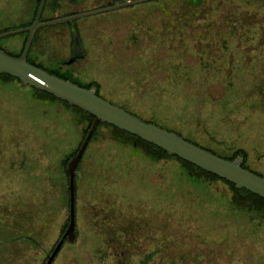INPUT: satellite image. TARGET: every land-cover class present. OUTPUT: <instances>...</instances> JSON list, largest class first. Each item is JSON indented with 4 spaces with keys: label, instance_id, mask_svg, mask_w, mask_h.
Returning <instances> with one entry per match:
<instances>
[{
    "label": "rangeland",
    "instance_id": "1",
    "mask_svg": "<svg viewBox=\"0 0 264 264\" xmlns=\"http://www.w3.org/2000/svg\"><path fill=\"white\" fill-rule=\"evenodd\" d=\"M173 1L180 0L149 1L129 9L114 10L104 16L166 6ZM218 1L207 0L209 7L205 8L209 19L215 20L213 27H210L214 30L210 36L216 41L215 46H169L167 43L158 52L162 58L158 64L140 58L147 55L150 49L153 50V47H146L145 43L137 48L139 57V53H130L135 57H127L123 61H112L111 58L95 66L103 71L99 73L94 68L93 73L97 74L95 78L101 82L102 98L143 120L159 122L162 128L170 131L177 129L185 135L187 126L193 124L189 119L196 104L202 103L204 117L214 110L217 115L212 118L207 116L205 120L207 123H220L215 133L224 136L223 146H232L236 151L243 152L247 166L264 177V99L260 92L264 78V54L258 53L264 52V49L255 47V39L264 41V28H261L264 27V3L259 0L256 6L258 25L253 36L254 30L246 31L240 23L241 18L250 14L244 0ZM9 4L15 9H10ZM21 5L30 9L31 4L24 0ZM18 6L19 0H0V9L8 8L12 13L20 14ZM164 9L168 10L167 7ZM178 9L180 11L183 7ZM66 10L59 9L56 14ZM222 11L224 15H221ZM12 13L6 20L8 24L18 20ZM176 16L177 21L182 19ZM99 18L89 17L86 20L93 22ZM222 21L225 22L224 33L218 31L222 29ZM135 29L132 26L128 30L131 32ZM135 33L137 36L138 30ZM153 71L157 73L155 76L151 75ZM23 87L5 85L0 90V202H8L10 196L16 194L11 185L14 182L13 171L24 179L21 173L25 174L26 169L32 168V210L39 223L48 217L49 246L52 247L68 219L69 204L68 183L63 186L60 174H50L54 172L53 164L58 165L63 153L75 146L85 125L75 130L71 126L74 122L70 113H57L51 105H39L32 100L28 87ZM181 87L188 91L177 92L173 89ZM199 89H206L209 94L208 97L202 96V102H197L201 98ZM176 97L177 106L174 101ZM33 123L54 125L46 131H37ZM96 135L85 149V158L76 167L78 178L74 199L79 241L74 245H66L53 264H119L123 258L107 256L106 248L112 247L117 254V250H122V240L114 241L113 237L122 239L123 236L125 244L135 243L134 246H128L133 254L131 264H141L142 260L148 261L147 264H169L168 260L179 254V244L176 242L181 240L184 230L202 234L205 242L221 244L217 264H264V226H258L256 221L238 219H233L231 226L223 223L224 218L232 215L226 209L227 199L232 195L227 185L215 181L207 188L213 196L206 189L192 192L190 187H185L188 185L187 180L179 176L181 166L176 160L153 163L146 157H140L139 161L143 159L140 164L136 161L138 159L126 155L127 151L122 159H130V168L127 165L121 167L118 163L123 155L122 150L111 140L107 130L99 129ZM217 153L221 154V151ZM235 153L226 155L239 157V152ZM124 163L127 161L121 160V164ZM154 184L157 185L154 187ZM217 194L223 198L219 200ZM159 206L161 210L173 208L169 222L162 217L159 219ZM107 209L109 214L118 218L112 216L108 221L114 230V223L125 224L127 215H123H130V231L126 230L129 241L125 240V235L112 236L111 232L102 237L101 243H95L92 238L95 215ZM159 224L160 233L156 230ZM168 236H175L174 245ZM193 243L197 244L196 241ZM40 248L32 251L35 263L43 257ZM196 250L201 249L196 246ZM98 251L105 256L99 255ZM188 262L184 261V264Z\"/></svg>",
    "mask_w": 264,
    "mask_h": 264
},
{
    "label": "flooded vegetation",
    "instance_id": "2",
    "mask_svg": "<svg viewBox=\"0 0 264 264\" xmlns=\"http://www.w3.org/2000/svg\"><path fill=\"white\" fill-rule=\"evenodd\" d=\"M23 1L24 0H19V13L25 12L24 7L21 5V2ZM116 1L120 0H58L56 3L54 2V0H52L51 3L54 11L49 14L47 18L44 17V15H47V12L50 13L52 11L49 5L46 6L45 2L43 12L40 17V22H47L70 15L100 9L110 6ZM237 1L242 2V0ZM218 2L223 3V0H219ZM243 3L249 9L250 14L245 15L243 18H241L240 23L246 29V31L248 29H250V31L254 30V36L257 27V15L255 11L257 0H244ZM132 7L134 6H129L121 9H129ZM164 7H167L168 10H165ZM179 7H183V9L179 11ZM208 7L209 5L207 4V0H180L176 2L173 1L166 6H153L147 8L146 10L138 9L139 11L131 10L125 13H116L112 16H104L111 11L89 16H100L99 19H96L93 22L86 20L89 17H85L81 18L82 20L79 19L73 22H68L69 24L62 23L44 27L41 28L45 29L43 30V35L39 37L40 43L42 45V52L41 55H38L35 58L41 59L40 62L43 67L42 69L45 71L48 69H54L56 72L60 73H62L63 71H69L71 73L70 79L79 77L85 78V80H87V70L89 69L88 67L90 66V64H101L111 58H113L112 61H123L127 57H135V55H130V53H139L137 48L146 43V47H153V50L150 49L147 55H143L140 58H144L145 62L160 64L162 58L160 55H158V52L161 50L162 45H165L167 43L169 44V46H187V44L188 46L192 45L201 47L215 46L216 43L214 42L216 41L211 39L210 36V34L214 32V30H211L213 28L210 27H213L215 20L209 19L208 12L205 9ZM240 7L242 8L243 6ZM59 9H67L68 11H64L63 16H59L58 14H56V11ZM167 11H169L168 14H166ZM175 14L178 15L179 19H182L177 21L178 18ZM221 15H224L223 11L221 12ZM83 20L85 22H82ZM246 21H249V23L246 24ZM222 22V29L218 31H223L224 33L225 22ZM132 26L136 28L135 30H138L137 36L135 30L129 32L128 29ZM253 27H255V29ZM41 29L36 31L33 41L35 40L37 34ZM75 36L78 39L80 53L76 60H74L70 65H66L65 63L69 59L74 58L73 46L75 43ZM255 42L256 48L264 49V41H258L255 39ZM125 52L128 54H124ZM258 53L264 54L263 51H259ZM28 56L29 52L27 58ZM139 56L140 53L139 55H137V57ZM32 58L35 59L34 57ZM155 74L157 73L155 72ZM155 74L153 71L151 75L155 76ZM263 84L264 78L262 86H260V92L262 94V98L264 99ZM93 87L96 88L97 94H100V88H97L95 85ZM173 89L177 92L188 91L187 89H185V87H181L180 89ZM191 91L194 92V89H191ZM199 91L201 93V98H198L197 102H202V96L208 97L209 94L207 93L208 91L206 89H199ZM174 101L175 105L177 106V97L174 99ZM216 115V112L212 110L209 115H205V117L210 116L212 118ZM205 117L202 113V103L196 104V107L194 108V111L190 116L191 120L189 119V121H191V123L193 124L191 126H187V129L184 132L185 135L177 129L173 130V132L182 136L187 141L197 144L198 146H201L202 148L207 149L223 158H229V156L226 155L229 152L230 154H236L235 152H239V155L237 156H241L242 165L244 166V168L249 169L250 171L257 174L258 172L247 166L246 156L243 152L236 151L232 146H223L224 136L222 134L215 133V130L218 129L220 123H207ZM146 121L149 123H155L162 127L161 124H158L159 122L148 120ZM180 124L186 125V123ZM180 124L177 123V125ZM181 128L183 129V125H181ZM213 148L217 150H214ZM219 151H221V154L217 153ZM15 165H17V163ZM21 174L24 176V179L22 177H19L17 173L13 171L12 176H14V182L11 185L13 186L12 189L14 190V192H16V194L10 196L8 202H0V264H45L56 245L62 239L66 227L61 233H59L54 243L52 244V247H50L49 219L46 216L45 221L44 219H41V222L39 223L37 219L35 220L34 212L32 210L34 202V185L30 180V177L32 176V168L26 169L25 174L23 172ZM77 178L78 173L76 168L74 190ZM22 192H24V194H22ZM24 203H26V205ZM24 210L25 213H22ZM74 210L75 227L73 242L70 243L65 238L61 245V248L53 258L51 264H53L58 256L61 255L66 245H74L76 241H79L77 240L79 233L76 226L77 212L75 199ZM109 213L110 211L107 209L95 215V230L92 233V238H94L95 243H101L102 237L105 234L110 235L111 232L112 236L114 234L125 235V240H128V234L126 233V230L127 232L130 231L128 226L130 225V215H123V217H126L127 215V219H124L127 221L125 224L114 223V230L113 226L110 225L111 223H108V221L112 218V216L113 218L117 217H114L115 215H111ZM105 216H107L108 218H105ZM135 218H137V216H135ZM39 228L40 230H38ZM156 230H159L160 233V226H158ZM115 239L122 240V242L120 243L122 250H117L116 254L114 253L112 247L107 246V256H113L116 258L117 256H121L123 258V261L119 262V264H130L128 258L129 248L127 246L129 242L125 244V241H123L124 236L122 237V239L120 237H113L114 241ZM106 244L107 241L105 242V245ZM120 244L118 245V247L120 246ZM40 246L42 248H40ZM38 248H40V250L42 251L43 257L41 258V261L38 260L35 263L32 251ZM100 251H98V254L105 256V254H102V252L100 253Z\"/></svg>",
    "mask_w": 264,
    "mask_h": 264
},
{
    "label": "water",
    "instance_id": "3",
    "mask_svg": "<svg viewBox=\"0 0 264 264\" xmlns=\"http://www.w3.org/2000/svg\"><path fill=\"white\" fill-rule=\"evenodd\" d=\"M79 1V0H71ZM154 1V0H120L114 4L96 10H91L75 15H70L55 20L40 22L43 7L46 0H40L36 16L31 25L0 33V38L27 33V39L23 51L19 57H14L0 49V75L6 74L19 79L25 86L33 87L39 91L51 94L55 98L68 103L91 115L93 121L87 130L75 156L70 158L66 165L68 172V204L69 223L63 233L62 239L54 248L45 264H51L53 258L61 248L63 240L73 242L75 227L74 210V181L75 169L99 123H106L115 128L125 131L131 135L150 143L167 153L169 156H176L201 170L211 173L218 178L232 183L237 189H245L264 199V177L246 169L242 166V158L236 157L233 160L225 159L217 154L204 149L173 131L162 128L155 123H149L140 117L129 113L104 98L97 95L95 87L83 88L70 80L59 78L49 74L47 71L31 65L27 61V55L31 47L36 31L41 28L73 22L81 18L126 8L129 6ZM74 58L69 59L65 64L70 65L77 59L80 53L78 39L75 36L73 46Z\"/></svg>",
    "mask_w": 264,
    "mask_h": 264
},
{
    "label": "trees",
    "instance_id": "4",
    "mask_svg": "<svg viewBox=\"0 0 264 264\" xmlns=\"http://www.w3.org/2000/svg\"><path fill=\"white\" fill-rule=\"evenodd\" d=\"M57 1L58 0H54L55 3ZM258 1L259 0H257V5H258ZM261 1L264 3V0H261ZM29 2L31 4L30 9L25 7L24 13L18 14V13L13 12V13H15L14 16L18 20L14 21L10 24L6 23V20L10 17L9 13H12V12L10 10H8V8H6L5 10L0 9V33L5 32V31H9V30H13V29H17V28H21V27H26L32 23V21L35 17V14H36L37 7L39 6L40 0H29ZM51 2H52V0L46 1V6L49 5L51 10H52L50 13L47 12V15H44V17H46V18L49 16V14H51L54 11ZM12 7H13V5L9 4L10 9H15ZM58 15L63 16L64 13L58 14ZM67 24H69V23H67ZM260 24H261V26L264 25V24L262 25L261 21H260ZM257 25H258V23H257ZM261 28H264V27H261ZM43 30H45V29H41L39 31L35 40L31 44V47L29 50V56L27 58V61L31 65L39 67L41 69L43 68L42 64L40 62L41 59L35 58V57L38 55H41V52H42V45L40 43V38H38V36L41 32H43ZM26 39H27V33H20V34L8 36V37L0 38V49H3L6 53H8L11 56L19 57L23 51ZM32 57H34L35 59H33ZM97 65H99V64H90L91 67L89 66L88 67L89 69L87 70V77H86L87 80H85V78H79V77H77L75 79H70L71 73L69 71H63L62 73L56 72L54 69H48L46 71L49 74L55 75L59 78H62L65 80L69 79L71 82L76 83L83 88H90V87H93L94 85L97 88L98 87L100 88L101 82L95 78L97 74L94 75L93 69L95 68L96 71L99 73L103 70L100 68H96L95 66H97ZM5 85H7L8 87H10L11 85H16V87L23 88V89H24L23 86H25L20 82L19 79L13 78V77L6 75V74H1L0 75V90H3ZM26 87H28V90L30 91V95H31L32 100H34L39 105H51L54 107V110L57 113H64V114H65V112L70 113L71 114L70 118L74 122V123H72L71 126H73L75 130L78 127H80L81 125H85V128L83 130V134L82 135L79 134L78 141L76 142L75 146L73 148L69 149L68 152L63 153L62 157L60 158V160L58 162V165L56 164L57 165L56 166L55 164H53L54 165L53 166L54 172H52V173L50 172L51 173L50 176L51 175L55 176L54 173L60 174V180L62 182L61 184L63 186H65L68 183V172L66 170V165H67L68 161L70 160V158L75 156V154L77 153L79 146H80L81 142L83 141L85 134L87 133V130L89 129V127L93 121V117L91 115L83 112L79 108L74 107V106H70L68 103L55 98L51 94H48V93L43 92V91H39V90H37L33 87H30V86H26ZM97 95L100 96V94H97ZM100 97H102V96H100ZM43 113H44V111H43ZM43 113H42V115H43ZM144 121H146V120H144ZM33 124H34L33 125L34 129L37 131H46L47 129H49L51 126L54 125V123H33ZM102 128L107 130V134H109L111 140H113L114 143L117 145V147L122 150L123 155H121L122 157L118 163V165H120L121 167H123V165H127V167L130 168V165H129L130 159H127V158L122 159L125 156V151H127L126 155H131V157L134 158L135 160L138 159L136 161H139V159H141L140 157H146L148 159V161H152L153 163L154 162L157 163L160 161H166V160H176L181 166L179 176H182V177H184L183 178L184 180H187L188 185H186L185 187L186 188L190 187L192 189V190L190 189V191L195 192L196 190H198V192H203L206 189V191L210 195L213 196L214 194L212 193V191H209L207 188H209L210 185L214 184L215 181L222 182L223 184L227 185L230 188L232 195H231L230 199H227L226 209H227V211L229 210V212L232 215L230 214L231 216L224 218L223 223L225 226H231V223L234 222V221H232L233 219H238L240 221H246V220L247 221L248 220L249 221H256L258 226H260V225H261V227L264 226V199H262L261 197L255 195V194H253V193H251L245 189H237L232 183H229L228 181H226L224 179L218 178L217 176H215L211 173L205 172V171L201 170L200 168L179 159L176 156H169L162 149H160V148H158V147H156L150 143H147L146 141H143L134 135H131L125 131L119 130V129L115 128L114 126L106 124V123H99V125L97 126L94 134L92 135L89 143H91L94 140V138H96V136H97L96 134H97L98 130L102 129ZM78 133H79V130H78ZM89 143H88V145H89ZM85 151H84L78 165H80L81 162L83 161V159L85 158V154H86ZM225 159L233 160L234 157H229V158H225ZM121 160H126L127 163L121 164ZM139 162H141L140 164H142L143 159H142V161H139ZM257 174L262 176L259 173H257ZM148 178H149V182H150V173L148 174ZM89 179H90V176H89ZM156 185L157 184H154V187ZM155 195H157V194H155ZM153 197H154V195H153ZM159 197H160V194H159ZM217 197L219 200L223 198L221 196V194H217ZM157 210H158L160 220H161V217L166 222L167 221L169 222L170 219H172L171 218L172 214H173L172 213V211H173L172 207H171V209L167 208V209L161 210V208L159 206V208ZM68 220H69V216H68V219L66 220V222L63 226L64 228L66 227ZM159 226H160V224H159ZM253 226L254 225H252V227ZM182 233H184L183 236L181 237L182 241L180 240L179 242H176L177 244H179L178 245L179 246V249H178L179 254L176 258H173V259H175L174 262L172 261L173 259L168 260L170 262L169 264H179V263L184 264V261H190L187 264H217L218 263L217 259H219L218 250L221 247L220 243L217 244L216 242H213V241L205 242L203 240L204 237L202 234H195V233L193 234L191 231L184 230ZM168 237L172 238L170 242H171V244L174 245L175 244V239H174L175 236H168ZM169 240L170 239H168V241ZM225 240L226 239H223L222 241H225ZM193 241H196L197 244L193 243ZM131 245L134 246L135 243L129 242L127 246H131ZM196 246L199 247L201 250H196ZM185 249H186V251H185L186 254L184 253ZM132 255L133 254L131 252V249L129 248V254H128L129 262H130ZM154 255H155V253H154ZM149 259H150V256L147 257V260H149ZM147 262L148 261L142 260L140 263L141 264H147Z\"/></svg>",
    "mask_w": 264,
    "mask_h": 264
}]
</instances>
